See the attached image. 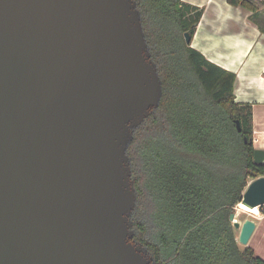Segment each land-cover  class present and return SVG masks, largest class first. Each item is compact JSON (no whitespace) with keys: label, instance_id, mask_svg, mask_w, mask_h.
<instances>
[{"label":"water","instance_id":"obj_1","mask_svg":"<svg viewBox=\"0 0 264 264\" xmlns=\"http://www.w3.org/2000/svg\"><path fill=\"white\" fill-rule=\"evenodd\" d=\"M162 95L136 0H0V264H153L128 147Z\"/></svg>","mask_w":264,"mask_h":264},{"label":"trees","instance_id":"obj_2","mask_svg":"<svg viewBox=\"0 0 264 264\" xmlns=\"http://www.w3.org/2000/svg\"><path fill=\"white\" fill-rule=\"evenodd\" d=\"M228 1L251 11L264 34V0ZM136 2L163 95L128 147L137 192L132 240L153 264H264L253 248L240 247L230 220L248 184L264 176V164L254 161L253 106L236 101L234 72L186 43L202 8Z\"/></svg>","mask_w":264,"mask_h":264},{"label":"crops","instance_id":"obj_3","mask_svg":"<svg viewBox=\"0 0 264 264\" xmlns=\"http://www.w3.org/2000/svg\"><path fill=\"white\" fill-rule=\"evenodd\" d=\"M183 1L203 9L191 46L237 75L236 101L253 106L254 145L264 149V34L251 21V11L228 0ZM250 216L257 224L254 240L264 235V216ZM249 242L247 246L264 259L257 243Z\"/></svg>","mask_w":264,"mask_h":264},{"label":"rangeland","instance_id":"obj_4","mask_svg":"<svg viewBox=\"0 0 264 264\" xmlns=\"http://www.w3.org/2000/svg\"><path fill=\"white\" fill-rule=\"evenodd\" d=\"M235 211L237 212V219L239 221H241V222H244L246 219L251 218L250 214H246V212H244L240 208L239 204L237 205ZM239 214H242V219L239 218V216H238ZM238 233L239 232L236 231L237 239H238V236H239ZM253 238H254V235H253V237H252V239L250 241L254 242V243H257V246H258V249H259L260 253L264 252V235L261 234L259 237H257L254 240H253ZM238 242H239V240H238ZM239 245H240L241 248H245L247 246V245L245 246L244 244H242L240 242H239ZM248 245H250V242L248 243Z\"/></svg>","mask_w":264,"mask_h":264},{"label":"bare ground","instance_id":"obj_5","mask_svg":"<svg viewBox=\"0 0 264 264\" xmlns=\"http://www.w3.org/2000/svg\"><path fill=\"white\" fill-rule=\"evenodd\" d=\"M239 206H240V208H241L244 212H246V214H250V215L259 214V207L251 208V207H249V206L244 205L242 202L240 203ZM236 220L239 221V220L237 219V216H236ZM239 222H241V221H239ZM236 231H237V232H240V231L237 230V229H236ZM238 234H239V233H238Z\"/></svg>","mask_w":264,"mask_h":264},{"label":"built area","instance_id":"obj_6","mask_svg":"<svg viewBox=\"0 0 264 264\" xmlns=\"http://www.w3.org/2000/svg\"><path fill=\"white\" fill-rule=\"evenodd\" d=\"M259 215L264 216V205L259 208Z\"/></svg>","mask_w":264,"mask_h":264}]
</instances>
